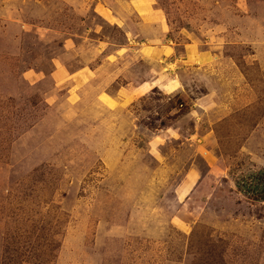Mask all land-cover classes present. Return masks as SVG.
<instances>
[{
  "label": "rangeland",
  "instance_id": "1",
  "mask_svg": "<svg viewBox=\"0 0 264 264\" xmlns=\"http://www.w3.org/2000/svg\"><path fill=\"white\" fill-rule=\"evenodd\" d=\"M264 0H0V264H264Z\"/></svg>",
  "mask_w": 264,
  "mask_h": 264
},
{
  "label": "trees",
  "instance_id": "2",
  "mask_svg": "<svg viewBox=\"0 0 264 264\" xmlns=\"http://www.w3.org/2000/svg\"><path fill=\"white\" fill-rule=\"evenodd\" d=\"M251 181H244L243 189L253 194L256 198L264 200V168L250 175Z\"/></svg>",
  "mask_w": 264,
  "mask_h": 264
}]
</instances>
